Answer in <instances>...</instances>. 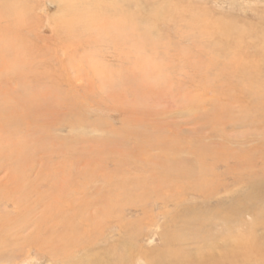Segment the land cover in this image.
I'll return each instance as SVG.
<instances>
[{
  "label": "rangeland",
  "instance_id": "374dc122",
  "mask_svg": "<svg viewBox=\"0 0 264 264\" xmlns=\"http://www.w3.org/2000/svg\"><path fill=\"white\" fill-rule=\"evenodd\" d=\"M47 1L0 38V264H260L264 0H148L126 44Z\"/></svg>",
  "mask_w": 264,
  "mask_h": 264
},
{
  "label": "bare ground",
  "instance_id": "6f19581e",
  "mask_svg": "<svg viewBox=\"0 0 264 264\" xmlns=\"http://www.w3.org/2000/svg\"><path fill=\"white\" fill-rule=\"evenodd\" d=\"M142 1H145V2L147 1V2H146V4H144ZM68 2H69L68 0H49V1H47V3H52V4L54 3L55 5H57L58 10H65V9H67ZM148 2H149L148 0H109L108 3L105 6V9H104L105 11L104 12L102 11L104 13V14L103 13L102 14L104 16H106L107 23L105 22L103 25H101L99 27L97 26L98 27L97 31H99V30L100 31H103L106 36L107 35L108 36L109 35H112L113 36V34L111 33V31L121 32L124 35V37L127 39L126 35L128 36V34L131 33V30L134 29L133 27H135L136 24H138V22H140L141 19H142L141 23L143 21H144L143 23H145V22H149V20L155 19V16H159V17L161 16L160 15V11L163 10V8L162 7L156 8L153 3L149 4ZM45 3L46 2H43V0H0V38L2 39V37H3L4 33H5V30L9 29L12 26H18V25H20V24L23 23L22 22L23 16H21V15L18 14V13H21L23 11V9L30 10L31 11L33 9L35 10V9H38L39 8V9L45 10L44 9ZM163 7H165V6H163ZM150 10L152 11L151 12L152 14H149V11ZM153 10H154V13H153ZM155 12H156V14H155ZM110 19L114 20L115 22L114 21L113 22H110L111 21ZM198 24H200V22ZM200 26H202V25L200 24ZM131 27H132V29H131ZM201 29H202V27H201ZM134 30H133V32H135ZM147 30L148 29L145 28V26L144 27L142 26L137 31L142 32V34H146L147 33ZM97 31H95V32L97 33ZM242 33L243 32H241V34ZM260 33H261L260 38H261L262 44L264 45V28L261 30ZM123 35H121V37L120 36H117V35H116L117 37L116 36H113L112 37L113 39L111 41H116L117 43L119 42L121 44L122 43L126 44L125 42L128 43L130 41V38H128L127 40H125L124 37H122ZM134 36H135V34H134ZM118 38L119 39L121 38V40H118ZM117 43H114V44H117ZM113 49H115L114 46H113ZM232 52H234V51H232ZM121 55H122V53H121ZM124 55H125V53H124ZM123 56H121L120 58H123ZM126 57H128V56H126ZM120 58H118V59H120ZM95 75H97V74H95ZM103 79H102V82H103ZM261 84H262V82H261ZM12 185H13V183H12ZM14 186H16V185H14ZM71 219L72 218L70 216L66 220H63L64 221L62 223L64 225V227L62 228L63 231H64V228L66 227L65 225H68L70 227L68 228L67 232H65L66 234L63 233V235H61V234L60 235L61 236H64V234H65V236H68V239L70 238V240L73 237V240L72 241L75 240L74 242H77L78 237H81L79 235H82V234L81 233H77L78 231L75 228L74 223L72 224L70 222H67V221H72ZM262 219L264 220V216L262 217ZM263 220L261 222L264 224V221ZM257 222L258 221H256L255 223H257ZM258 225H259V223H258ZM83 233H85V232H83ZM67 243H69V242H67ZM242 246H246L247 250H251L253 253H255V255H258L259 258L262 259V261H260V264H264V251L263 252L261 251L262 250L261 247H255L249 241H245V244H237V246L235 248L238 249V251H240V248L242 249ZM50 247H51V244H50ZM255 249H257V251ZM223 251H225V250H223ZM87 254H89V253H87ZM224 254H225L224 258H227V264H232V260H233L234 256L233 255H229V250L228 249H227V251L224 252ZM60 255L63 257L64 260H66L67 257H68L67 256V253H66V250L63 251V252H61ZM244 258L245 259H248V256H246ZM97 262H98V258H90V257H87L86 256L84 258V260H82L80 262H75V263L69 262V264H97ZM207 264H221V263L217 262L213 258H208Z\"/></svg>",
  "mask_w": 264,
  "mask_h": 264
}]
</instances>
